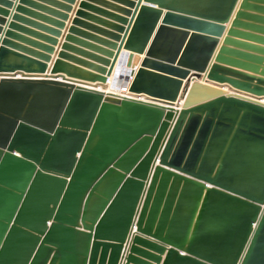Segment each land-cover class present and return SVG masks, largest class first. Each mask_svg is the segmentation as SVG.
<instances>
[{
  "label": "water",
  "instance_id": "water-1",
  "mask_svg": "<svg viewBox=\"0 0 264 264\" xmlns=\"http://www.w3.org/2000/svg\"><path fill=\"white\" fill-rule=\"evenodd\" d=\"M257 4L127 2L94 85L65 68V52L49 70L55 42L21 51L10 26L0 264H264V69L225 57L231 45L264 52L243 32L263 22ZM45 19L54 29L41 30L58 37L66 16ZM199 43L209 44L203 61ZM121 62L126 95L107 90Z\"/></svg>",
  "mask_w": 264,
  "mask_h": 264
},
{
  "label": "crops",
  "instance_id": "crops-1",
  "mask_svg": "<svg viewBox=\"0 0 264 264\" xmlns=\"http://www.w3.org/2000/svg\"><path fill=\"white\" fill-rule=\"evenodd\" d=\"M22 1L23 4H21ZM66 1L0 0V30L2 31L0 33V44L5 39L10 26L15 24L16 28H14L13 34L19 41L13 40L11 42L18 44L21 51L34 55L40 54L43 46H51L49 44L55 42L54 52L50 55L51 62L48 63L49 70L58 60L59 54L65 52L68 58L61 61L65 68L72 75L81 74V76H85L86 79L83 80L87 81L82 82L94 85L96 83L92 81L91 74H94L95 70L99 68H104L107 53L112 51L115 44L114 36L118 35V28L123 26L121 20L125 17L122 12L127 8V2H132V0H73L72 4ZM135 3H138V1H135ZM82 4L85 5L84 9L80 8ZM141 6H144V3ZM19 7L25 11L18 13L17 9ZM64 8L69 9L64 11ZM79 12H81V16L77 17ZM63 16H66L65 21L60 20ZM15 17H17V21H13ZM45 18L64 22V28L59 30L58 37H53L41 30L42 27L54 29V27L42 21L43 19L46 20ZM76 19L80 22L78 26L73 25V21ZM25 22L29 23V26L24 24ZM227 26L229 27V25ZM65 46L67 48L63 50ZM223 46H225L224 41L220 39L217 47L215 45L213 49L211 61L209 59L211 64ZM228 48L232 52L225 55L227 59L249 66H257L261 69L260 71L264 69V61L262 63L258 62L261 55L234 45L228 46ZM208 49L209 44L199 43L195 59L197 61L205 60ZM249 55L253 57L251 59L246 58ZM194 80L192 79V82ZM133 233H136V228ZM123 254H125V251ZM165 256H163V261ZM163 261L161 264H163ZM123 264H125V261H123Z\"/></svg>",
  "mask_w": 264,
  "mask_h": 264
},
{
  "label": "rangeland",
  "instance_id": "rangeland-1",
  "mask_svg": "<svg viewBox=\"0 0 264 264\" xmlns=\"http://www.w3.org/2000/svg\"><path fill=\"white\" fill-rule=\"evenodd\" d=\"M255 6H257L258 9H260L261 11H256V12L253 11L252 13H254L257 16H259L260 18H262L263 22L253 23L254 26L256 28H258L257 29L258 31H256V32L254 31L253 32V31H244L243 30V32H245L246 34H251V35L255 36L258 39L256 42L249 41L250 44H252V45H254L256 47H259L261 49L262 48L264 49V4H257ZM248 50H250V49H248ZM253 53L261 55V57L259 59V61L261 63L264 61V52H258V53L257 52H253ZM248 57L252 58L253 56L249 55Z\"/></svg>",
  "mask_w": 264,
  "mask_h": 264
},
{
  "label": "bare ground",
  "instance_id": "bare-ground-1",
  "mask_svg": "<svg viewBox=\"0 0 264 264\" xmlns=\"http://www.w3.org/2000/svg\"><path fill=\"white\" fill-rule=\"evenodd\" d=\"M122 63L123 62H121V64L120 63L117 64L116 75L111 77L110 84H109V86L107 88L108 91L115 90L116 88H119V85L118 84L117 85L115 84L116 78H117V76L119 74H120V76H118L119 78H122L123 76H125L126 74H128V69L126 68V66L122 65ZM120 65H121V67H119Z\"/></svg>",
  "mask_w": 264,
  "mask_h": 264
},
{
  "label": "built area",
  "instance_id": "built-area-1",
  "mask_svg": "<svg viewBox=\"0 0 264 264\" xmlns=\"http://www.w3.org/2000/svg\"><path fill=\"white\" fill-rule=\"evenodd\" d=\"M130 82H128V83H126L127 85L126 86H124V87H119V88H116L115 90L116 91H118L120 94H124V95H126V94H128L129 92V84Z\"/></svg>",
  "mask_w": 264,
  "mask_h": 264
}]
</instances>
